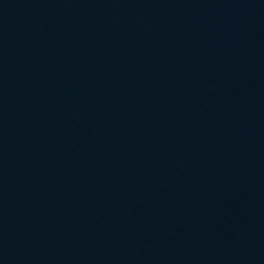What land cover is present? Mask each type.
<instances>
[{
	"label": "water",
	"instance_id": "water-1",
	"mask_svg": "<svg viewBox=\"0 0 264 264\" xmlns=\"http://www.w3.org/2000/svg\"><path fill=\"white\" fill-rule=\"evenodd\" d=\"M0 264H264V0H0Z\"/></svg>",
	"mask_w": 264,
	"mask_h": 264
}]
</instances>
